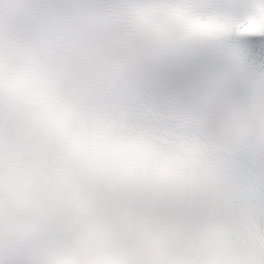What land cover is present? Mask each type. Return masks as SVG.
I'll return each mask as SVG.
<instances>
[{
  "label": "snow or ice",
  "instance_id": "1",
  "mask_svg": "<svg viewBox=\"0 0 264 264\" xmlns=\"http://www.w3.org/2000/svg\"><path fill=\"white\" fill-rule=\"evenodd\" d=\"M0 264H264V0H0Z\"/></svg>",
  "mask_w": 264,
  "mask_h": 264
}]
</instances>
